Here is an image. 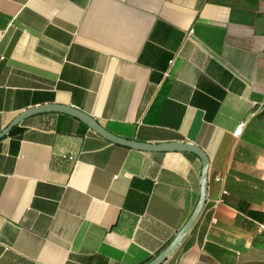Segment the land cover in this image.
I'll return each instance as SVG.
<instances>
[{"label":"crops","instance_id":"crops-1","mask_svg":"<svg viewBox=\"0 0 264 264\" xmlns=\"http://www.w3.org/2000/svg\"><path fill=\"white\" fill-rule=\"evenodd\" d=\"M43 105L206 153L163 264H264V0H0V134ZM202 170L33 115L0 139V264H149Z\"/></svg>","mask_w":264,"mask_h":264},{"label":"water","instance_id":"water-1","mask_svg":"<svg viewBox=\"0 0 264 264\" xmlns=\"http://www.w3.org/2000/svg\"><path fill=\"white\" fill-rule=\"evenodd\" d=\"M43 113H64L67 115H70L72 117L77 118L82 123L87 125L92 131L95 133L101 135L105 139L117 143L119 145L127 146L130 148L142 150V151H160V152H187V153H193L197 155L203 162V170H202V178H201V195L199 203L193 213V215L190 217V219L187 221L185 226L182 228V230L177 234L173 242L164 250L162 251L153 261H151L149 264H163L169 257H171L174 252L177 250L179 245L182 243L184 238L187 236L189 231L192 229L194 223L198 219L204 204L206 202L207 197V172L209 168V158L206 155V153L198 146L192 145L189 143H167V144H147V143H140L136 141H131L127 139L120 138L107 130H105L100 123L94 119L92 116L88 115L87 113L80 111L79 109L69 107V106H62V105H43L37 108L29 109L28 111L21 114L19 117H17L1 134L0 139L7 136L10 131L17 125H19L21 122H23L25 119L37 115V114H43Z\"/></svg>","mask_w":264,"mask_h":264},{"label":"built area","instance_id":"built-area-1","mask_svg":"<svg viewBox=\"0 0 264 264\" xmlns=\"http://www.w3.org/2000/svg\"><path fill=\"white\" fill-rule=\"evenodd\" d=\"M244 126H245V124L242 123V124H240V125L236 128V130H235L234 133H233L235 137H240V136L242 135L243 130H244ZM219 202H221V200H219L218 203H219ZM216 221H217V220L214 219V222H216Z\"/></svg>","mask_w":264,"mask_h":264}]
</instances>
